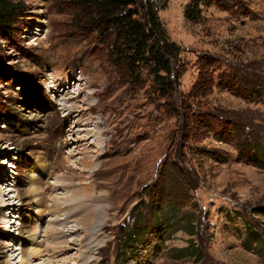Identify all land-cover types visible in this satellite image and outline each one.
<instances>
[{
  "label": "rangeland",
  "instance_id": "1",
  "mask_svg": "<svg viewBox=\"0 0 264 264\" xmlns=\"http://www.w3.org/2000/svg\"><path fill=\"white\" fill-rule=\"evenodd\" d=\"M20 1L24 13L0 40V190L11 189L17 203H0V264H202L173 257L191 238L205 264H264V152L252 150L264 136V0L201 5L198 22L184 17L190 0H166L158 15L182 48L185 109L158 103L149 82H125L82 31L70 0ZM229 73L250 81L246 98L235 78L232 89L223 87L219 76ZM54 86L85 110L66 115ZM199 112L219 113L239 129L219 131V140L198 125ZM86 118L98 121L107 141L104 154L89 160L88 178L75 169L82 155L67 154L69 138L84 134L69 130ZM172 162L193 169L199 185L183 208L164 205L150 216L146 185L159 187ZM154 195L159 201L158 189ZM141 215L142 239L126 246ZM193 222L197 236L187 233ZM35 226L42 230L27 239Z\"/></svg>",
  "mask_w": 264,
  "mask_h": 264
},
{
  "label": "trees",
  "instance_id": "2",
  "mask_svg": "<svg viewBox=\"0 0 264 264\" xmlns=\"http://www.w3.org/2000/svg\"><path fill=\"white\" fill-rule=\"evenodd\" d=\"M70 2L79 8L80 16L77 20L82 31L95 38L100 47L99 51H103L106 60L118 70L125 82L134 83L136 86H144L146 82H149L151 92L158 103L161 105L172 104L177 109H185V98L179 91V76L184 67L180 56L182 48L169 39L166 28L158 15V12L165 8L166 0H70ZM212 3L226 8L222 0H190L184 17L191 22H198L201 18L199 7ZM23 13L24 4L22 1L0 0V40L12 36V24ZM2 63L0 45V69ZM143 71L149 78H143ZM230 74L220 75L219 81L222 82L223 87L228 89H232L234 78L236 81L242 82L244 85L242 91L244 92L239 95L246 98L250 81H246L247 77L237 76V73ZM200 82L201 70L187 96H193L194 88ZM222 119L223 116L216 112H199L195 115L198 125L211 131L219 137V140H221L218 135L219 131L222 133L229 131L234 134L239 129L231 120ZM263 138L264 136L260 138L258 144L252 146L253 151L264 152V146H259L264 143ZM206 153L218 161H224V158L217 156V152L206 150ZM171 164L174 170L168 168L169 170L159 180V187L155 181L146 185L147 190L150 189L146 193L148 197L146 210L150 216H153L164 205L183 208L189 204V199H192L190 191L199 185L198 176L193 169H188L183 165L179 166L177 162ZM157 189L160 192L159 201L158 197L154 195ZM261 211L264 212V209ZM142 218L141 215V219H134L126 238V246H129L128 241L130 240L137 242L142 239L143 232L141 230L145 229L143 228L145 220ZM193 223L190 224L191 228L187 233L190 236H197L198 228L195 222ZM148 225L151 226L150 223ZM159 225H156L157 228L162 226V222ZM156 226L153 225V227ZM175 251L177 254L173 256L174 258L188 257L194 260L199 259L202 264L206 263L201 249L192 238L189 239L186 246Z\"/></svg>",
  "mask_w": 264,
  "mask_h": 264
},
{
  "label": "bare ground",
  "instance_id": "3",
  "mask_svg": "<svg viewBox=\"0 0 264 264\" xmlns=\"http://www.w3.org/2000/svg\"><path fill=\"white\" fill-rule=\"evenodd\" d=\"M48 78H51V79H54V77L51 75V74H48ZM55 87V86H54ZM54 89V88H53ZM58 89V90H57ZM55 97H62L61 99V103H58L60 106H61V109L64 110L66 112V115H70L71 113H77L79 111L80 112H83V110H85L84 108H81V106H78L76 104L73 103H70L72 102L71 100L75 99L76 96H72V97H67L68 93L67 91L64 90V94H63V91H61L59 89V87H55ZM72 93L74 94V92L72 91ZM77 102V101H75ZM86 109H90V107L86 108ZM76 116V115H75ZM79 120V119H78ZM77 122V121H76ZM91 123V124H90ZM90 125L91 126V129H85L83 127H86V125ZM77 125L80 126L81 125V128L76 130V131H73L72 129H70L69 131L73 134V133H76V132H82L84 131V134L83 135H79V136H76L75 137H71L69 138L70 141L74 142V145L73 147L69 150V152L67 153L68 154V157H72V156H75L76 154H80L82 155L81 157H79L78 160H75V169H78L80 172L86 174L87 178L88 177H91L90 175L95 172L93 170V167H92V164H90L89 160L90 159H94V162L97 158H99L100 156H102L105 152V147L107 146V141L102 139V132L103 130L101 129V127L99 126L98 124V121L97 122H93L91 120H89V118H86V119H83V120H80V122H77ZM102 125V124H101ZM88 127V126H87ZM90 132L92 134H90ZM70 133V134H71ZM78 134V133H77ZM91 138V140H90ZM86 155V156H85ZM85 157V159H84ZM81 160V162H80ZM93 164L94 162L91 161ZM102 163L100 162L99 165H101ZM104 164V163H103ZM91 165V167H90ZM79 166V167H78ZM78 167V168H77ZM87 183V182H86ZM9 184V183H8ZM7 184V185H8ZM6 185V186H7ZM10 185V184H9ZM32 190L35 191V195H36V200H37V204H41L42 201H43V196L41 193L38 192V188L32 186ZM1 189V188H0ZM7 191V192H6ZM11 191V189H2L0 190V197H2V199H0V203H2V206L4 207H13L15 205H17V203L14 202V199L12 200L11 197L8 196L9 192ZM6 198V199H5ZM14 198H18L17 195L14 196ZM2 200V201H1ZM39 200V201H38ZM12 201V202H11ZM19 201V200H18ZM20 204V203H18ZM10 208H8L10 210ZM42 216H43V213L42 211L40 212L39 209H37L36 211V221L38 220H41L42 219ZM67 221V220H66ZM14 223V222H13ZM18 224H20L18 221H17ZM37 224V223H36ZM38 230H42V229H38L37 226L34 227V230L32 231V233L27 237V239H30V240H33L36 238V234L38 232ZM13 252L17 250L16 247L13 248ZM35 253V252H34ZM32 254V252H31ZM30 254V255H31ZM11 256V255H10ZM14 256V257H13ZM18 255H15L14 253L12 254L11 258L12 259H15ZM65 261V260H64ZM63 261V262H64ZM19 263L23 264V259H20L18 261ZM63 264V263H62Z\"/></svg>",
  "mask_w": 264,
  "mask_h": 264
}]
</instances>
